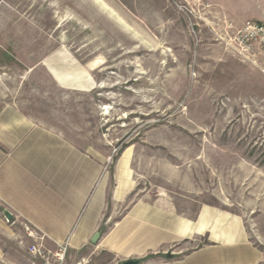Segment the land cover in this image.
<instances>
[{
  "label": "rangeland",
  "instance_id": "374dc122",
  "mask_svg": "<svg viewBox=\"0 0 264 264\" xmlns=\"http://www.w3.org/2000/svg\"><path fill=\"white\" fill-rule=\"evenodd\" d=\"M200 28L171 0H0V112L12 106L94 151L95 187L108 199L103 230L135 204L166 198L186 221L212 210L223 231L238 232L224 258L264 264V73ZM6 210L0 264H42L26 226L42 233L11 225ZM225 241L206 231L168 252ZM111 260L100 251L91 264Z\"/></svg>",
  "mask_w": 264,
  "mask_h": 264
},
{
  "label": "crops",
  "instance_id": "0c3cea01",
  "mask_svg": "<svg viewBox=\"0 0 264 264\" xmlns=\"http://www.w3.org/2000/svg\"><path fill=\"white\" fill-rule=\"evenodd\" d=\"M124 1L132 5L157 0ZM247 2L244 8L229 9L216 0L198 5L218 25L229 21L239 28L248 20L264 21V0ZM96 171L94 151L82 150L61 132L16 113L12 106L0 112V206L13 214L11 225L37 227L45 235L46 248L55 250L68 240L71 254L67 253L65 264H91L94 254L100 251L112 255L108 264L148 255L138 264H237L223 254L229 252L238 232L231 227L223 231L219 213L205 210L196 221H186V214H180L166 198L155 205L135 204L103 230L108 199L105 186L96 190ZM122 191L126 189L120 188L118 193ZM99 230L102 235L94 244L91 239ZM206 231L214 241L226 240V247L197 248L189 254L186 247H181L182 256H170L168 251L174 243ZM85 248H90L91 254L81 260L71 259ZM41 263L45 264L43 259Z\"/></svg>",
  "mask_w": 264,
  "mask_h": 264
},
{
  "label": "built area",
  "instance_id": "2783aa9c",
  "mask_svg": "<svg viewBox=\"0 0 264 264\" xmlns=\"http://www.w3.org/2000/svg\"><path fill=\"white\" fill-rule=\"evenodd\" d=\"M171 2L185 13L193 29L195 26L199 28L203 26L200 29L205 28L207 33L211 34L213 39L223 45L226 50L264 73V21L248 20L239 28H235L234 24L229 21L218 25L210 21L202 9L194 7L188 0H171ZM26 231L28 236L36 241L30 247L32 254L43 259L45 264H65L69 247L68 240L59 243L55 250H50L44 246V234L40 235L36 228L30 226H26Z\"/></svg>",
  "mask_w": 264,
  "mask_h": 264
},
{
  "label": "water",
  "instance_id": "95a60500",
  "mask_svg": "<svg viewBox=\"0 0 264 264\" xmlns=\"http://www.w3.org/2000/svg\"><path fill=\"white\" fill-rule=\"evenodd\" d=\"M5 216L7 217V219L9 221H11L13 219V214L10 211H8V210L5 211ZM101 235H102V231L101 230L97 231L93 235V237L91 239V242L96 244L99 241ZM122 264H138V261L137 260H133V259H129V260L124 261Z\"/></svg>",
  "mask_w": 264,
  "mask_h": 264
},
{
  "label": "trees",
  "instance_id": "16d2710c",
  "mask_svg": "<svg viewBox=\"0 0 264 264\" xmlns=\"http://www.w3.org/2000/svg\"><path fill=\"white\" fill-rule=\"evenodd\" d=\"M150 256L151 255H148V256L143 257V258H139V259H137V261H138V263H141V262L145 261L146 259H148Z\"/></svg>",
  "mask_w": 264,
  "mask_h": 264
}]
</instances>
